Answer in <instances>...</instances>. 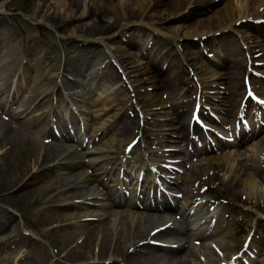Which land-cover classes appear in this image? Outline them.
Returning <instances> with one entry per match:
<instances>
[{"label":"rangeland","instance_id":"1","mask_svg":"<svg viewBox=\"0 0 264 264\" xmlns=\"http://www.w3.org/2000/svg\"><path fill=\"white\" fill-rule=\"evenodd\" d=\"M52 0L51 2L45 0H0V31L2 33L0 40V64L2 60V65L11 67H19L22 64L24 55H26L29 48L32 47V41L38 43L39 52L29 60L30 67L28 69L27 78L32 82L30 90L34 94L50 93L51 97H57L56 88L64 87L69 91L74 89H81L87 92V85L93 82L103 83L101 75H107L108 72L101 70V65L105 62L111 60L115 63H120L122 66L123 73L125 77L127 76V56L129 55V49L126 46L128 41L129 33H125L117 25L114 20L113 12L108 6L104 4H99L97 10H92L90 14L84 15L77 20L70 21L66 17L65 6L63 0L58 3ZM92 4H93V0ZM132 3L131 7L136 10L141 5L140 0H122V2ZM167 1L171 0H154L153 3L146 10L144 17L153 18L149 21V24H137L133 29L135 32L131 35H135L134 42L138 47H148L151 46L154 50L157 45L154 44L156 41L159 43H164V48L161 53L168 54L170 50L175 46L180 49L183 56L193 57L197 54H201L197 51V46H205L208 43L217 41H211L214 38L207 40H196L200 36H193L192 29L193 21L196 18H206L210 15L211 11H205L204 9L200 11L187 14L186 17L180 18L176 10L173 7L167 6ZM198 3L203 4L204 0H196ZM44 2L47 3L49 8L48 13L53 15V20L45 19L39 17V10ZM4 3V6L1 4ZM51 4V6L49 5ZM53 5V6H52ZM96 7L95 5H93ZM258 12H262V8H257ZM33 14V15H32ZM43 15V13L41 14ZM58 16H62L64 19H58ZM154 18L160 19L159 23L154 22ZM146 20V22L148 21ZM240 34L242 38L246 39L248 25L252 24L253 19L248 17V19H241ZM84 23L86 29L93 30V36H89V40H82L76 37V35L69 32L71 29H75L74 24ZM252 28L258 32H264V24L260 26H254ZM153 27L160 30H154ZM101 29L102 33L95 34L97 30ZM189 30L190 34L185 35V31ZM75 31V30H74ZM175 37L176 40H171L170 35ZM169 36V38H168ZM203 38H208L204 36ZM222 37H220L221 40ZM162 39V40H161ZM231 37H228L230 40ZM264 39L260 37V40ZM96 40V41H95ZM95 41L98 42V47L100 49L97 57L90 59L85 66L75 72L76 76H72L68 71H63L65 67V61L68 57H74L75 54L73 50L80 47L81 44ZM132 41V40H131ZM211 41V42H209ZM234 42V41H233ZM219 43V47L220 44ZM263 45L260 47L264 49V40L261 42ZM28 48V49H27ZM212 52H207L208 59L205 56H201L202 60H199V65L201 66L198 70V80L189 79L190 76L188 68L185 67L184 61L180 58L178 54L171 52V57L175 62V68L170 71L171 79L166 73L158 75V83L153 82L151 75L158 74L157 72L149 73L147 72V67L138 68L136 72H131L128 78V83L124 84L120 88V98L125 104L123 106L122 119L127 125V128L122 127L120 123L118 125V130L116 135L122 139V141L130 140L136 130L137 124L140 123V115L138 116L135 110L134 104L131 102V97L135 96L139 100V106L143 111L144 121L146 125V130H154V135L157 137V141H161V145H164V137L167 135L166 124L171 117L168 114V110L164 104V100L175 105L180 100H187L191 98L194 100L195 88L204 87V92L206 99L211 100L215 97L214 92L221 91V88H217L218 83L213 81L214 74L217 70L222 73H226L224 76V85L226 88L234 91L238 90V95L243 92L242 83V73L239 75H234L226 70L221 69L223 67L217 66V63L223 58L221 51L216 50L214 46L210 48ZM48 51V52H47ZM156 51V50H155ZM194 51V52H193ZM47 52V53H46ZM132 54V53H130ZM245 58V55H244ZM181 64V65H180ZM177 65H180V74L175 70ZM238 71L244 72L246 70V63L241 62L237 67ZM113 70V71H112ZM112 74L117 72L116 67L112 66ZM102 73V74H101ZM64 75L68 76L64 77ZM162 75V76H161ZM183 75L188 77L189 81L193 86L189 97H184L182 90L180 92L179 88L175 85L176 79ZM188 75V76H187ZM175 76V78L173 77ZM177 76V77H176ZM252 80L259 84L257 77H252ZM196 83V84H195ZM156 84V85H155ZM92 89H97V86H90ZM131 90H128V88ZM185 89V88H183ZM166 96V98H163ZM189 104L187 111L189 113L192 106V101L188 100ZM87 104V102H86ZM47 105V103H46ZM168 105V104H167ZM170 105V104H169ZM44 107H40L39 110ZM45 108H48L47 106ZM87 111H90L91 107H85ZM171 112V109H170ZM34 115H39V112L34 111ZM43 114V113H42ZM94 115V113H90ZM124 115V118H123ZM27 130H25V139L19 146H17V151L9 153L4 161L0 164V177L7 173L13 175L23 176L29 178L24 189L15 192V187L13 182H11V188L5 189L0 184V214L5 217L12 215L9 229L2 230L0 232V264H16L19 258L20 264H23L25 257L27 256H41V260L45 264H61L62 255L67 254L69 250L75 247H80L84 244V235H78L79 231L86 227L87 223L76 224L72 227H67L65 224L71 223L76 216V212L80 207H76L73 210L61 209L57 210L54 206L61 205L62 202H57L64 200L66 198L67 192H65V187L68 189L69 194H76L81 189L78 184L74 187H70L72 184L66 183L71 179V174L66 170H61L59 172L53 171L54 169H46L47 163L42 158L45 156L44 149L40 147V144L35 143L32 139L35 138L41 130L37 128L34 124L28 125ZM122 130V131H121ZM20 146L23 148L24 152H20ZM9 147V146H8ZM160 147V146H159ZM161 148V147H160ZM29 151V152H28ZM34 163V167L32 165ZM37 162V163H36ZM260 168H264L263 165ZM210 174V173H209ZM208 174V175H209ZM30 176V177H28ZM210 177V175H209ZM218 177L214 176L210 179H216ZM72 180V179H71ZM226 192L230 191L234 198H236L235 192L229 183H226ZM10 187V185H6ZM65 186V187H64ZM22 194V195H21ZM64 225V226H63ZM53 227H61L55 230L53 235L50 231ZM86 229V228H85ZM24 232H27L24 233ZM232 238H229L227 243H225V250L230 251L231 247L235 244L236 236L232 234ZM227 239L228 234L224 232ZM87 235V233H84ZM101 236V235H100ZM50 237V238H49ZM49 239H53L54 242H50ZM81 248H75L79 250ZM77 263L78 261H73ZM66 263V262H65Z\"/></svg>","mask_w":264,"mask_h":264},{"label":"bare ground","instance_id":"2","mask_svg":"<svg viewBox=\"0 0 264 264\" xmlns=\"http://www.w3.org/2000/svg\"><path fill=\"white\" fill-rule=\"evenodd\" d=\"M51 2L52 0H45ZM60 0H55V2H59ZM166 1V0H163ZM65 6V12L66 17L70 21L77 20L78 18L83 17L84 15L90 14L92 10H97V6L99 4H104L109 7V9L113 12V17L117 25L124 31L125 33H129L128 35V41L126 45L129 48H132L135 44L134 39L135 35H131L135 31L133 30L137 24H149V21L153 18H146L144 17V14L148 7L151 5V3L154 2V0H140L141 5L138 9L134 10L131 7V2L128 3L126 1L122 2V0H93V4L91 0H63L62 1ZM48 2H44L39 10V17L45 19H49L50 21L53 20V15L51 17V14L48 13L49 8L47 7ZM51 6V4H49ZM59 5V3H58ZM95 5L96 7H94ZM167 6L173 7L177 14H179L180 18H184L187 16V14L191 13L192 15L196 11L202 10L200 6L202 5L204 8H209L210 6H213L212 13L206 18H196L193 21V27L192 29L193 36H200L203 37L206 35L207 39L215 38L218 40V43L222 42L220 44V51L223 53V58H225V61L227 63L228 69L231 71L230 73H233L235 76L239 75L240 71H238V66L243 62L242 54L244 51H242L240 45L238 44L236 38L233 36V32H239L240 28H243L240 23H237L240 21V18L247 19L248 17H251L253 21H258L261 18H264V0H204V3H198L196 0H171L167 1ZM1 6H4V3L1 4ZM53 6V5H52ZM261 7L262 12H258L257 8ZM43 13V15H41ZM33 15V14H32ZM55 19V18H54ZM58 19H64L62 16H58ZM154 22L159 23L160 19L154 18ZM146 20H148L146 22ZM75 29H71L69 32L71 34L76 35L79 39L82 40H89V36H93V30L86 29L84 27V23L81 24H74L73 25ZM256 26V25H255ZM1 28V27H0ZM154 30H157L160 32L159 29L153 27ZM75 30V31H74ZM97 30L95 34L102 33L101 29H95ZM249 36L247 39H251L252 43L258 42L257 38L263 37L264 33H260L254 28H252V24L248 25V28L245 29ZM185 35H189L190 31L186 30ZM170 35V34H165ZM220 40V37H222ZM228 37H231L230 40H228ZM235 38V41L233 39ZM169 38V36H168ZM171 40H176L175 37L170 35ZM132 40V41H131ZM162 40V39H161ZM96 41V40H95ZM91 41L85 44H81L80 47H77L73 50L74 53L78 52V54H75L73 57L66 58L65 61V69L68 70L70 68L71 73H75L79 70H81L86 63L90 62L89 60L93 59L94 57H97V55L100 52V49L98 47V42ZM234 41V42H233ZM154 44L157 45L156 50L161 51L164 46V43H159V41H156ZM38 46H40L35 41H32V47L27 48L28 51L24 57H26L28 60H31L33 56H35L39 52ZM176 48V47H175ZM175 49L174 47L170 50V53ZM48 52V51H47ZM46 52V53H47ZM176 54V53H175ZM168 56V55H167ZM165 55V57L167 58ZM165 58V60H166ZM138 60V66L140 67L142 65L143 59L137 58ZM187 64L190 67V69H195L196 65L199 64L196 59H189L187 60ZM162 65V64H161ZM152 63L150 64V67H148V71L152 72L155 70L152 67ZM169 67H175L174 64L170 63L168 65ZM112 66L110 64L105 65V70L108 72L107 77L102 78L107 83H120L116 79L118 78L117 74H112L110 72V69ZM1 69L3 71H7L8 74L0 75V113H4V115H8L12 120H15V127H12L9 123H6L3 120H0V162L2 163L5 159V157L11 152L17 151V146L23 141L24 139V130H26L28 125L31 124H37L36 118L34 115L31 114V106L33 104V101L35 99V96L24 91L20 83L16 80L15 86L11 89V81L12 77L11 75H16L18 73L20 76H23L28 69V65L24 64L20 67H11L9 66H1ZM160 69V68H159ZM224 70V69H223ZM224 74V73H222ZM10 75V76H9ZM225 75V74H224ZM17 77H19L17 75ZM153 81L155 83L156 80L159 81L158 76L153 75L152 76ZM19 83V84H18ZM156 85V84H155ZM176 85V84H175ZM109 94H102L101 102L102 105H111L112 102L110 100L111 96H108ZM40 97V96H39ZM38 97V98H39ZM41 99L47 101V95H43L40 97ZM36 100V99H35ZM12 104L15 105V109H11ZM7 111H4L3 109H6ZM96 107V105H93ZM182 103L178 102L177 104L173 105V113L175 114L176 119L174 118V121H169L168 128L169 130L168 134L166 135L165 139L171 141L172 143L168 142V146H179V140L183 137L184 130H185V121L186 118L185 112L180 111L179 108L183 107ZM223 109V108H222ZM106 111L103 108H96L95 111L97 112L96 115H98V111ZM217 113H222L221 109H217ZM114 115L107 116L106 112H102L98 119L101 121L107 123L105 133L111 130V123L113 121ZM172 119V118H170ZM180 124V125H179ZM179 125V126H177ZM171 127L177 128V130H172ZM251 130H256L254 127ZM248 131L246 132L243 128L240 129V132L238 134V137L235 139L236 144L240 143V141L248 140V139H255L254 131ZM145 131V128H143V132ZM176 134V137L170 136V135ZM144 146H145V138L142 135ZM253 142H250L246 144L248 153H254L253 156L257 154H262L264 151V141L263 140H252ZM176 144V145H173ZM9 146V147H8ZM23 151V148L20 146V152ZM29 152V151H28ZM233 154V156L228 157L224 162L222 163H215L212 165L213 158L211 156L203 158L207 163H210V169H213L216 172H220L222 176L225 179L230 180L233 183L234 189L240 194L242 197V201L248 202L250 209H252L255 212H258L260 209V206L258 203L264 204V174H260L261 169H259L261 160L260 158H257L255 160L254 157H251V161L248 164H245L241 161H239L237 158V154L232 153L231 149L228 151L227 155ZM217 158V157H216ZM43 160V159H42ZM0 163V164H1ZM37 163V162H36ZM81 165H84L82 162H76V163H69L65 164L63 166V169L67 170L70 174L73 176V180L68 181L66 184L70 183H87L93 179L95 182L98 181V183H102V179L99 177V175L92 171L91 175H88L86 171L80 172L76 171L75 167H79ZM88 168H91L94 165V162L89 161L86 163ZM34 167V163L32 161V165H30V168ZM117 167V164L113 165ZM112 166V167H113ZM129 164L126 165L127 172H130L132 168H129ZM120 168L118 167V170ZM192 171L194 173L200 174L205 170L206 168H201V165L193 164L191 166ZM144 171L147 170V167L143 168ZM74 173V174H73ZM219 174V173H218ZM30 177V176H28ZM29 178H25L23 176L19 175H13L10 173L5 174L4 176L0 177V184L2 187L5 186V189L11 188V182L14 183V185H17L15 188V192H18L19 190H22L25 188ZM6 185H10V187H7ZM180 186L184 190V195L188 196L189 191L186 186V184H183L181 182ZM95 190L88 191L82 196L84 200L89 199L97 204H101L100 199H94ZM107 197L112 196V191L107 190L106 192ZM22 195V194H21ZM117 196L121 198L123 195H121L120 192H117ZM76 197V196H75ZM74 197V198H75ZM89 197V198H87ZM121 198L118 200L113 199V202L115 204H120ZM112 198L110 199V201ZM85 207L86 205H82ZM189 207V206H188ZM120 212L116 211L115 214H118ZM184 214L188 215V209L184 210ZM264 212H262V215ZM101 216L103 214L96 213L95 211H88L84 214L79 213L78 216H83L86 218V216ZM106 216L108 217V222L106 225H101L99 228L93 225H89L86 229L83 228L81 231H79L78 235H81L82 233H87L85 235L84 244L80 247L75 248H81L79 250H76L74 252L75 248L72 250H69L67 254L62 255L63 259H66L65 261H78L80 264H121L122 262L128 263L129 260L132 258V256L141 250L146 249V252L154 253L156 249H158L157 246H149V245H140L139 240L144 239L149 236L148 233H142V229L137 226V228L134 229V237H131L129 235V230L126 228V226L123 224L119 226V224H113L114 219L110 217V214L107 213ZM12 215L5 217L4 215L0 214V232L2 230L8 229L10 226ZM113 220V221H112ZM145 220V218H143ZM142 220V221H143ZM148 220V219H146ZM82 220H78L75 223L81 222ZM141 221V219H140ZM198 220H194V223H197ZM141 223V222H140ZM110 224V225H109ZM131 227V226H130ZM259 231L260 234L264 238V225L263 223L256 221L255 225L253 226V230ZM53 231H50V234L53 235L55 233V229H51ZM178 229L175 231L169 232L170 234H173L177 232ZM200 235L199 237H203V230H199ZM101 232V233H100ZM101 235V236H100ZM50 238V237H49ZM150 239H157L156 235L150 237ZM50 242H54L53 239H49ZM169 241V240H165ZM52 242V243H53ZM113 242V246H112ZM187 248L189 249L186 258L183 260L184 264H213L215 257L213 256V253L210 249H207L210 254H207L206 261H201L199 263L194 261L196 260L195 256H199L200 253H197L193 247H190L189 244H187ZM133 247V250L129 252V248ZM149 247V248H148ZM158 253V252H155ZM121 257L119 260L118 258ZM41 257L38 256H31L30 258L26 259L24 264H45L40 259ZM194 258V259H193ZM214 258V259H213ZM110 260L111 263H105V261ZM209 260V261H208ZM136 264H140V262L136 261Z\"/></svg>","mask_w":264,"mask_h":264}]
</instances>
